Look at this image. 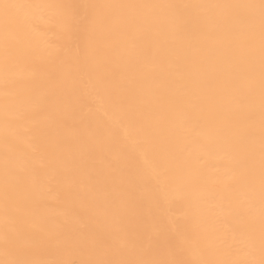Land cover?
<instances>
[{"label":"bare ground","instance_id":"1","mask_svg":"<svg viewBox=\"0 0 264 264\" xmlns=\"http://www.w3.org/2000/svg\"><path fill=\"white\" fill-rule=\"evenodd\" d=\"M0 264H264V0H0Z\"/></svg>","mask_w":264,"mask_h":264}]
</instances>
